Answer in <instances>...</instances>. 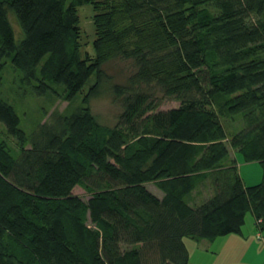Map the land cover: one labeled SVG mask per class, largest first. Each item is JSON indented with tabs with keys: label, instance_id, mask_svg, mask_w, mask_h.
Masks as SVG:
<instances>
[{
	"label": "trees",
	"instance_id": "1",
	"mask_svg": "<svg viewBox=\"0 0 264 264\" xmlns=\"http://www.w3.org/2000/svg\"><path fill=\"white\" fill-rule=\"evenodd\" d=\"M7 59L37 94L63 86L69 101L95 81L31 134L0 99V264H192L185 238L241 234L250 211L264 231V0H0V80ZM117 59L135 70L108 126L90 102ZM157 90L180 106L157 110ZM232 150L262 163L260 183Z\"/></svg>",
	"mask_w": 264,
	"mask_h": 264
},
{
	"label": "rangeland",
	"instance_id": "2",
	"mask_svg": "<svg viewBox=\"0 0 264 264\" xmlns=\"http://www.w3.org/2000/svg\"><path fill=\"white\" fill-rule=\"evenodd\" d=\"M78 13L80 17V27L82 29V54L86 53L94 54L93 41L96 36V28L94 24V14L96 13L92 4H83L78 7ZM11 23L13 25L15 36L17 39L22 37L21 27L14 15L10 12L9 14ZM106 71L111 77V80L107 83L103 92L100 95L95 96L91 99L90 106L93 113L97 116L98 120L108 126H114L120 119L121 114L124 112V105L122 101L115 96L113 92L114 83H125L128 77L134 72V64L132 60L117 59L109 62L105 66ZM95 81L92 76L83 90L78 92L71 100H63L64 87L53 86V90L45 94H37L34 92L32 85L25 83L22 80V73L18 70L12 62L7 59L5 69L0 80V99L9 102L17 114L20 117V127L27 133L31 134L38 130V128L44 123H51L53 120V113L71 114L78 108L83 106V97L87 93L91 84ZM57 92V93H56ZM156 96L159 101V107L157 110H168L180 106V101L173 97H167L160 91H156ZM0 126L4 127V124L0 122ZM242 162H239V170L243 178L244 183L247 186L255 185L261 182L263 177V166L260 161L246 162L243 159V155L239 152L236 153ZM241 165H244L240 169ZM148 188L153 192L160 194V190L153 184L148 183ZM74 194L79 195L84 200H88L91 196L84 188L76 186L73 190ZM252 212H248L246 216V222L243 226L244 234H233L239 235L241 239H245L244 245L237 244L231 241L227 245V249L237 247L241 245L242 249L252 252L254 257L261 258L264 256V249H260L259 246L255 245L254 240L261 241L264 231H259L254 226ZM260 233L261 236L258 234ZM231 235V234H230ZM215 244L211 246L210 252L215 251L214 249L219 247L220 241L223 238H217ZM187 242H198L200 240L194 238H185ZM213 243V242H207ZM240 247V249H241ZM195 250V249H193ZM194 257L198 254V250L194 251ZM241 257L236 259L234 254L225 252L224 255L218 257L219 262H226L232 264H257L250 255L238 254ZM192 263V262H191Z\"/></svg>",
	"mask_w": 264,
	"mask_h": 264
},
{
	"label": "crops",
	"instance_id": "3",
	"mask_svg": "<svg viewBox=\"0 0 264 264\" xmlns=\"http://www.w3.org/2000/svg\"><path fill=\"white\" fill-rule=\"evenodd\" d=\"M237 152L232 150L231 151V155L232 157L236 158L237 162H242V159H240V157L236 154ZM238 162V165H239ZM244 165H241L240 169L243 168ZM241 171V170H240ZM242 174V173H241ZM255 226V225H254ZM242 234V233H241ZM244 234V232H243ZM259 236L260 233L258 234ZM219 238H223V241H220L219 243V247L216 249H214L215 251L210 252L209 250L211 249V246H213L215 244V240L214 241H210V240H200L198 242H187V247L189 250V254H190V261L192 262V264H232V263H226V262H219L218 261V257L220 255H224L225 252L234 254V256H236V259H239L241 257L238 258V254L241 253L242 254H247V256L250 255V257L257 263V264H264V256H262L261 258H257L254 257V254L252 252L246 251L245 249H242L241 245H244L243 242H248L245 241V239H241V237H239V235H233V234H229L223 237H219ZM218 240V239H216ZM234 241L237 244H241L237 247H232V249H227V245L229 242ZM257 243H254L255 245L259 246L260 249H264V234L262 235V239L261 241H257L254 240ZM207 242H213V243H207ZM241 247V249H240ZM193 249H197L198 250V254L196 255V257H194V251Z\"/></svg>",
	"mask_w": 264,
	"mask_h": 264
}]
</instances>
